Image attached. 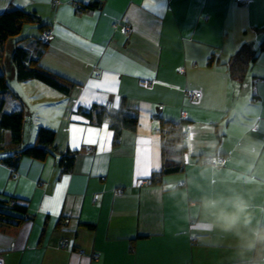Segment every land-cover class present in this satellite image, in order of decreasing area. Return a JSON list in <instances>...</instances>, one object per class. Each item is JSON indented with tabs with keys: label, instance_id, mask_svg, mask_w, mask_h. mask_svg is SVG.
I'll return each mask as SVG.
<instances>
[{
	"label": "crops",
	"instance_id": "crops-1",
	"mask_svg": "<svg viewBox=\"0 0 264 264\" xmlns=\"http://www.w3.org/2000/svg\"><path fill=\"white\" fill-rule=\"evenodd\" d=\"M93 2L100 6L77 11L78 5ZM12 6L44 20L50 38L40 63L75 84L68 94L33 84L41 94L32 96L30 108L36 109L37 102L50 106L46 124L56 131L55 155L43 161L23 157L14 176L0 164V193L28 199L32 216L20 226H0L2 264H264V251L238 256L234 234L207 232V225L196 222L197 209L163 190L166 182L175 181L180 191L186 187L190 200L199 198L201 188L213 190L211 173L201 176L197 159L206 148L186 164L169 121L195 124L202 129L200 138L215 139L225 158L214 190L240 191L252 206L253 223H264V154L252 159L239 150L253 121L249 135L264 142V51L242 82L230 80L225 64L240 43L256 45L261 38L264 0H0V12ZM123 26L131 32L123 33ZM105 73L115 77V92L88 87ZM187 90L197 92L195 100ZM94 94L106 100L101 103ZM82 97L109 109L122 104L137 113L138 126L122 130L117 144L108 128L112 136L104 152L83 139L73 147V126L105 124L73 113L78 105H90L80 103ZM8 100L20 104L12 95ZM31 113L38 115L37 110ZM35 127L25 131L23 124V139H34ZM144 140L153 150L149 176L156 163L161 168L163 155L173 160L179 155L183 169L164 175L161 183L140 177ZM66 149L76 151L75 162L61 174L57 159ZM198 234L203 237L194 239Z\"/></svg>",
	"mask_w": 264,
	"mask_h": 264
},
{
	"label": "trees",
	"instance_id": "trees-1",
	"mask_svg": "<svg viewBox=\"0 0 264 264\" xmlns=\"http://www.w3.org/2000/svg\"><path fill=\"white\" fill-rule=\"evenodd\" d=\"M99 6L97 2L78 5L77 11H85ZM24 24H35L37 29L35 44L31 42L22 44L28 38V36H20ZM47 27L48 25L39 15L21 7L12 6L0 12V164L10 170L11 176L16 174L23 157L43 161L48 156L55 155L58 150L55 144V129L42 124L36 126L33 143L23 145L22 105L9 102L8 95L14 96V94L9 90V84L3 72L6 46L11 43L9 58L12 74L17 80L36 79L61 94H68L75 84L73 80L44 67L40 63L47 44V42H43L42 34L47 30ZM261 29L262 36L256 45L250 41L240 43L225 62L231 81L242 82L249 65L257 58L259 52L264 51V26ZM129 32H131L130 27L128 31H123L125 34ZM208 62H211V59ZM8 102L11 109L7 107ZM73 113L95 125L108 124L109 129L113 132V144L118 143L122 130L134 131L139 123L137 113L127 109L122 104L114 109H109L99 103H92L88 106L78 105ZM169 123L174 126L173 133H175L176 138L173 141L177 142V134L180 133L181 125L185 123L183 121H169ZM163 154H165L164 151ZM75 155L76 151L71 149L59 152L57 164L61 174L71 171L75 162ZM163 156L161 168L158 172H152L151 176L146 179L147 182L161 183L164 175L183 169L181 160L177 161ZM31 218L28 199L0 193V226H20L24 221Z\"/></svg>",
	"mask_w": 264,
	"mask_h": 264
},
{
	"label": "clouds",
	"instance_id": "clouds-1",
	"mask_svg": "<svg viewBox=\"0 0 264 264\" xmlns=\"http://www.w3.org/2000/svg\"><path fill=\"white\" fill-rule=\"evenodd\" d=\"M253 124L246 126L243 135L245 143L239 149L240 152L252 159H258L264 154V142L256 140L249 132L254 130ZM204 129L211 131L209 125H204ZM202 129L198 125H189L182 128L177 134V142L175 148L177 150H185L182 153L185 163H189L193 154L200 152L201 148H206V152L202 157H198L201 167V176L211 173L210 185L213 190L204 192L201 188V195L198 199H189V191L186 189L180 191L182 186L175 181L166 182L163 190L168 191L170 195L179 194L188 202L189 209H197V223L203 222L207 225L206 231L219 230L225 233H232L238 238V247L236 254L240 257L246 252L259 248L264 251V223H253V213L251 204L246 196L235 188H227L225 191H216L214 186L218 181L214 178L221 171V157L219 155L220 145L215 139L203 140L201 137ZM158 139V137H157ZM181 157H175L179 161ZM244 175H247L245 173ZM192 181L189 179L188 184ZM225 192L227 194H225Z\"/></svg>",
	"mask_w": 264,
	"mask_h": 264
},
{
	"label": "snow or ice",
	"instance_id": "snow-or-ice-1",
	"mask_svg": "<svg viewBox=\"0 0 264 264\" xmlns=\"http://www.w3.org/2000/svg\"><path fill=\"white\" fill-rule=\"evenodd\" d=\"M27 2V0H26ZM102 51V49H97V53L99 54V52ZM136 74H140V73H136ZM117 81L115 80L114 76H110L109 74L105 73L103 75V79L99 80V81H91L89 82L88 87L91 89H102L103 92L107 93V92H115L116 91V85ZM93 99L98 100L99 102L103 103L106 100V97L99 95V94H94ZM116 101H119V96H117ZM80 103L82 104H90L91 100L88 99L87 97H82L80 100ZM73 119L75 120H82V118L80 116H75L73 117ZM85 124L87 122H84ZM109 126L108 124H104L102 128H98V127H77V126H73L72 128V132H73V137H72V143H73V147H79L80 146V142L81 139H83V143L84 144H88V145H98L99 146V150L101 152L107 151L108 150V146H109V142L112 136V133L108 130ZM145 147H143L141 149L142 154L144 156V163L142 164L138 175L140 177H147L150 175L152 169H153V164H152V160H151V153H152V148L149 146L150 142L148 140H144L142 142ZM155 169L158 172L160 169V165L159 163L155 164ZM67 179V178H65ZM60 197H59V190H58V195L57 197L54 198V210L58 209V201H59ZM45 210L47 211L48 208L46 207Z\"/></svg>",
	"mask_w": 264,
	"mask_h": 264
},
{
	"label": "rangeland",
	"instance_id": "rangeland-1",
	"mask_svg": "<svg viewBox=\"0 0 264 264\" xmlns=\"http://www.w3.org/2000/svg\"><path fill=\"white\" fill-rule=\"evenodd\" d=\"M22 35L28 36L27 43L31 42L32 44H35L36 43V36H37V29H36L35 24H24L22 26L21 33H20V36H22ZM10 49H11V43H9L5 49V57H4V62H3V72H4V75L6 77V80L8 81V84H9V88H10L9 90L14 94V96L19 100L18 102H20V104L22 105L23 118H24L23 124H24L25 131H26V126H28V127L30 125L34 126V124L36 126L38 124L48 126L46 124V121H47V119H50V113L47 110L50 106L48 105L46 108H43L42 103L37 102L36 104L33 105V107H35L36 109L30 108V107H32V105H31V103L33 102L32 99L33 98L36 99L35 97H32V96L36 95V93L41 94L40 91H34L35 87L33 84H35V83L41 84L42 86L49 88V90H53V89L50 88L49 86L45 85L44 83H41L40 81H38L36 79H31L28 81L17 80L14 77V75H12V69H11L12 67H11L10 58H9ZM18 92L20 94H18ZM19 95H22V98ZM59 104H61V103H59ZM7 107H9V108L11 107V106H9V102L7 103ZM32 110H37L38 115L32 114L31 113ZM33 119H34V121H32ZM35 129H36V127H35ZM25 131H24V133H25ZM33 141H34L33 138H30V140L23 139L22 143H23V145H27V144H32Z\"/></svg>",
	"mask_w": 264,
	"mask_h": 264
},
{
	"label": "built area",
	"instance_id": "built-area-1",
	"mask_svg": "<svg viewBox=\"0 0 264 264\" xmlns=\"http://www.w3.org/2000/svg\"><path fill=\"white\" fill-rule=\"evenodd\" d=\"M235 1H237V2H240V3H248L249 2V0H235ZM129 30V27H127V26H123V31L124 32H126V31H128ZM49 36H50V32L49 31H45L43 34H42V40H43V42H47L48 41V39H49ZM140 84H143V85H146V84H148V80H140ZM186 95L188 96V98L190 99V100H195L196 99V97H197V92H195V91H193V90H187L186 91ZM187 126L184 124H182L181 125V127H180V129H182V128H186ZM220 157H221V164L223 165L224 164V162H225V158L223 157V156H221L220 155ZM140 183H142V182H140ZM183 182H181V184H182ZM65 221L67 222L68 220L67 219H65ZM203 237V234H198V235H195V236H193V238L194 239H199V238H202ZM94 258H97V255H94L93 256ZM0 264H2V260H1V258H0Z\"/></svg>",
	"mask_w": 264,
	"mask_h": 264
},
{
	"label": "bare ground",
	"instance_id": "bare-ground-1",
	"mask_svg": "<svg viewBox=\"0 0 264 264\" xmlns=\"http://www.w3.org/2000/svg\"><path fill=\"white\" fill-rule=\"evenodd\" d=\"M46 31H49V30H46ZM49 38H50V36H49ZM48 41H49V39H48ZM48 41H47V42H48ZM143 181H144V180H143ZM143 181H142V182H143ZM117 192H120V190H119V189H117Z\"/></svg>",
	"mask_w": 264,
	"mask_h": 264
}]
</instances>
